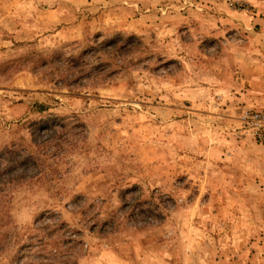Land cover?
<instances>
[{"label":"rangeland","instance_id":"rangeland-1","mask_svg":"<svg viewBox=\"0 0 264 264\" xmlns=\"http://www.w3.org/2000/svg\"><path fill=\"white\" fill-rule=\"evenodd\" d=\"M263 16L0 0V264H264Z\"/></svg>","mask_w":264,"mask_h":264},{"label":"crops","instance_id":"crops-1","mask_svg":"<svg viewBox=\"0 0 264 264\" xmlns=\"http://www.w3.org/2000/svg\"><path fill=\"white\" fill-rule=\"evenodd\" d=\"M248 6L251 7V5H248ZM255 21L257 23H261L260 25H261V30H262V28H264V16L261 18V21H258V20H255ZM245 48H246V51H244L245 52L244 55L238 59L235 58L234 60H238L241 63L240 68L243 71H246L247 74L249 73L253 74V76H255L254 79H262L261 82L264 83V75H263L264 73H261V72H264V63H263L264 62V38L262 37L261 39L259 38L255 40L249 37L245 41ZM259 61H261V63H258ZM258 75H262V77L259 78ZM247 81L250 82L251 80H247ZM251 84L252 83L250 82V85ZM258 91L264 92V88L259 89Z\"/></svg>","mask_w":264,"mask_h":264}]
</instances>
